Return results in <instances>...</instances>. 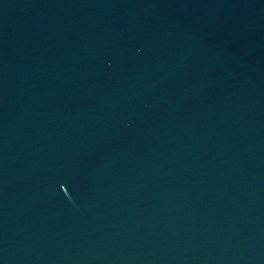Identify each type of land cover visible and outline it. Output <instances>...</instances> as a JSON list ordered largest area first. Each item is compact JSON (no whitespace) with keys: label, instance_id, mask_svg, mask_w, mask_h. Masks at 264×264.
I'll list each match as a JSON object with an SVG mask.
<instances>
[{"label":"water","instance_id":"water-1","mask_svg":"<svg viewBox=\"0 0 264 264\" xmlns=\"http://www.w3.org/2000/svg\"><path fill=\"white\" fill-rule=\"evenodd\" d=\"M0 264H264V0H0Z\"/></svg>","mask_w":264,"mask_h":264}]
</instances>
